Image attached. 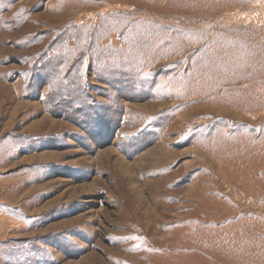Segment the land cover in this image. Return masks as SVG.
Instances as JSON below:
<instances>
[{
    "label": "rangeland",
    "instance_id": "obj_1",
    "mask_svg": "<svg viewBox=\"0 0 264 264\" xmlns=\"http://www.w3.org/2000/svg\"><path fill=\"white\" fill-rule=\"evenodd\" d=\"M0 264H264V0H0Z\"/></svg>",
    "mask_w": 264,
    "mask_h": 264
}]
</instances>
